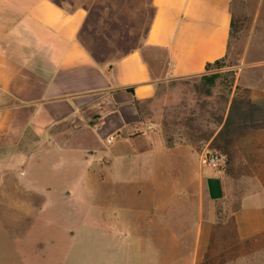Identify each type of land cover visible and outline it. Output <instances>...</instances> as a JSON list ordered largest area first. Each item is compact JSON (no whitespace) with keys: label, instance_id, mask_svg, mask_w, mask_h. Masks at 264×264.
<instances>
[{"label":"rangeland","instance_id":"1","mask_svg":"<svg viewBox=\"0 0 264 264\" xmlns=\"http://www.w3.org/2000/svg\"><path fill=\"white\" fill-rule=\"evenodd\" d=\"M53 1L84 11L79 39L100 63L131 50L153 12L151 0ZM232 13L238 31L204 74L213 84L200 77L172 82L159 89L155 109L145 110L149 118L164 117L168 134L194 137L204 166L207 152L219 154L211 168L223 171L224 198L206 200L196 177L181 178L191 197L178 193L191 199V213L157 206L174 192H146L138 200L118 189L89 190L81 175L46 192L47 174L65 179L83 157L73 161L62 151L55 162L26 163L25 145L2 148L0 264H264V0H233ZM222 121L224 138L212 140ZM160 178L167 186L176 182ZM208 185L211 198L220 194L218 180Z\"/></svg>","mask_w":264,"mask_h":264},{"label":"crops","instance_id":"2","mask_svg":"<svg viewBox=\"0 0 264 264\" xmlns=\"http://www.w3.org/2000/svg\"><path fill=\"white\" fill-rule=\"evenodd\" d=\"M232 4L151 0L153 12L134 47L100 63L79 39L81 8L66 10L53 0H0V149L25 145L26 163L55 162L62 151L73 161L83 157L65 179L47 174L46 192L81 175L89 190L118 189L138 200L146 192H174L157 206L191 213V199H179L191 197L181 178L196 177L206 200L223 199V171L201 164L194 137L168 134L164 117L148 115L162 86L200 77L208 63L225 57ZM224 127L222 121L211 139L224 138ZM162 175L176 182L167 186ZM209 179L220 186L212 198ZM121 219L128 223L126 215Z\"/></svg>","mask_w":264,"mask_h":264},{"label":"trees","instance_id":"3","mask_svg":"<svg viewBox=\"0 0 264 264\" xmlns=\"http://www.w3.org/2000/svg\"><path fill=\"white\" fill-rule=\"evenodd\" d=\"M55 2V1H54ZM56 3V2H55ZM57 4V3H56ZM238 31V20H237V17L235 14L232 13V16H231V29H230V36H233L236 32ZM90 52V51H89ZM91 55L94 57V58H98V55L97 53H94L93 51L90 52ZM221 59H218V60H215L214 62L212 63H208L206 65V70L209 69V67L214 64V63H218ZM200 78H202L203 81L206 82V84H213V78L212 77H208L206 75H202L200 76ZM195 86V85H193ZM196 88L198 87L197 85L195 86ZM140 105V104H139ZM139 105H138V108H139Z\"/></svg>","mask_w":264,"mask_h":264},{"label":"built area","instance_id":"4","mask_svg":"<svg viewBox=\"0 0 264 264\" xmlns=\"http://www.w3.org/2000/svg\"><path fill=\"white\" fill-rule=\"evenodd\" d=\"M204 159L209 167H217L221 162L219 154L215 152H207Z\"/></svg>","mask_w":264,"mask_h":264}]
</instances>
